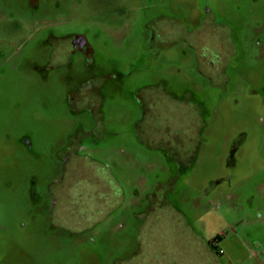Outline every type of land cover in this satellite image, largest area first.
I'll return each instance as SVG.
<instances>
[{
  "label": "rangeland",
  "instance_id": "obj_1",
  "mask_svg": "<svg viewBox=\"0 0 264 264\" xmlns=\"http://www.w3.org/2000/svg\"><path fill=\"white\" fill-rule=\"evenodd\" d=\"M88 100L102 138L67 153L95 129ZM132 252L121 264H264V0H0V264Z\"/></svg>",
  "mask_w": 264,
  "mask_h": 264
},
{
  "label": "flooded vegetation",
  "instance_id": "obj_2",
  "mask_svg": "<svg viewBox=\"0 0 264 264\" xmlns=\"http://www.w3.org/2000/svg\"><path fill=\"white\" fill-rule=\"evenodd\" d=\"M29 1H32V0H29ZM72 41H74L73 42L74 43V48L72 47L73 48V51H75V50H82L87 55L91 52V47H90V45H89V43H88V41L86 40L85 37L79 36V35L78 36H74L72 38ZM159 88L161 89V92L163 93L161 96L164 97L166 100H173L174 101V100L177 99L176 96H174L172 93L167 92L165 90V87L163 86V83L158 84L155 89H159ZM97 95L100 98V94L98 93ZM84 97H86V95H84ZM189 97H190L189 95H186V99L184 100L182 98L181 100L182 101H185V102H190ZM85 103L86 104H84V106H83L84 109L90 108L92 110V111H90L91 112V118H92V121H93L92 122V125H93L92 127H95V129L93 130V132H91V131H86L85 132L84 131V128L85 127H83V126L82 127L81 126L78 127V129H77L78 131L76 133H73L70 136V139H69L68 144H67V149H68L67 150V153H70V154L71 153H75L76 154L77 152L83 151V150H86L88 153H90V150H93L94 149L93 146L95 144L94 145H91V146L90 145H87V144H84V142L87 140V138H89V137L95 138V136L102 138V133L100 132V130L103 129L102 125L104 123H102V121L100 120V116H98V111L93 108V106L90 104V101L88 100ZM147 103L149 104V102L147 100H145L144 101V104L146 105ZM100 105H101V103H100ZM192 105H193V111L196 114L195 116L204 117V113L201 111L202 110L201 103L200 102H192ZM98 108H99V104H98ZM99 123H101V124L96 127V125L99 124ZM202 124L204 125V123H202ZM20 142L21 143H24V144H27L28 146L30 145L29 142H28V140H26V139H21ZM164 145L169 146V144L167 145V143H164ZM169 150H170V154H169L170 157L169 158L171 160H173V161H176V162H179L180 164H182L183 169H185L186 168V165L183 166L184 163L186 162L185 156L183 154H181V153L179 154V152L176 153L171 148H169ZM182 167L180 166V168H182ZM57 183H58L57 181H55L54 179H51L50 187L53 188ZM163 185H164V182L158 181V183L153 188L156 189V191L157 190H161L162 187H163ZM144 188H146V187H142L141 190L139 188H136L134 190V196H133V199H132V203L137 202V201L142 200V199L145 198L146 199V202L147 203L149 202L148 203V206L150 204H151V206H153L152 203H153V201L155 202V199L156 198H155L153 192L151 194V192H150L151 189H148L147 192H146V194L143 197H140V194H141V192L143 193ZM162 201H164V200L163 199H157L156 200V202L158 204H160V206L163 205ZM147 203H146V205H147ZM167 205H169V203ZM151 206H149L148 209L151 208ZM106 219H108V217L106 218V216L104 218H102V219H99L95 224L92 225V227H95L96 225L100 224L101 222L104 223L106 221ZM222 236L224 237L225 234H222ZM219 242H220V240H218V239H215L214 241H212V240H207L206 241V245H207V248H208V250L210 252V256L213 257L217 261H219L218 258H220L224 254V250H223L222 253H220L217 250L216 243L219 244ZM135 255L136 254L134 252H132L130 255L129 254L128 255L125 254V256H120L117 259V261H116L117 263L116 264H121L122 262L128 261V260L134 258Z\"/></svg>",
  "mask_w": 264,
  "mask_h": 264
},
{
  "label": "built area",
  "instance_id": "obj_3",
  "mask_svg": "<svg viewBox=\"0 0 264 264\" xmlns=\"http://www.w3.org/2000/svg\"><path fill=\"white\" fill-rule=\"evenodd\" d=\"M216 247H217V250H218L220 253L223 252V249H222L221 247H219V244H218V243H216Z\"/></svg>",
  "mask_w": 264,
  "mask_h": 264
}]
</instances>
